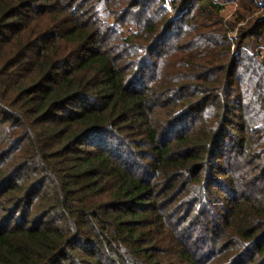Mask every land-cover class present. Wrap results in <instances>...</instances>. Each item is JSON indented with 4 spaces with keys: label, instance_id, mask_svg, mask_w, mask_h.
Returning <instances> with one entry per match:
<instances>
[{
    "label": "trees",
    "instance_id": "16d2710c",
    "mask_svg": "<svg viewBox=\"0 0 264 264\" xmlns=\"http://www.w3.org/2000/svg\"><path fill=\"white\" fill-rule=\"evenodd\" d=\"M0 264H264V0H0Z\"/></svg>",
    "mask_w": 264,
    "mask_h": 264
},
{
    "label": "rangeland",
    "instance_id": "374dc122",
    "mask_svg": "<svg viewBox=\"0 0 264 264\" xmlns=\"http://www.w3.org/2000/svg\"><path fill=\"white\" fill-rule=\"evenodd\" d=\"M235 9H236V6H230L228 8V10L225 13H223V15L225 16V18L226 19H230L231 18V14L235 11Z\"/></svg>",
    "mask_w": 264,
    "mask_h": 264
}]
</instances>
